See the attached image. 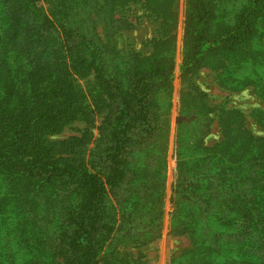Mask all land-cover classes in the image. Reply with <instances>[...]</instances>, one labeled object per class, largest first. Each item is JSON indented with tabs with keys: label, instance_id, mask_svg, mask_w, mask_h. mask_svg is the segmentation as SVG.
<instances>
[{
	"label": "trees",
	"instance_id": "1",
	"mask_svg": "<svg viewBox=\"0 0 264 264\" xmlns=\"http://www.w3.org/2000/svg\"><path fill=\"white\" fill-rule=\"evenodd\" d=\"M176 1L0 0V264H150L141 249L161 233ZM130 4L158 19L150 54L118 46L135 28L121 13ZM186 23L171 232L191 244L170 264H263L264 136L194 77L212 68L222 87L264 100V0H189ZM76 120L81 135L50 138ZM215 120L222 137L208 145Z\"/></svg>",
	"mask_w": 264,
	"mask_h": 264
},
{
	"label": "rangeland",
	"instance_id": "2",
	"mask_svg": "<svg viewBox=\"0 0 264 264\" xmlns=\"http://www.w3.org/2000/svg\"><path fill=\"white\" fill-rule=\"evenodd\" d=\"M170 1L171 0H168V2ZM188 2L189 0H177L176 10L174 12L175 28L173 31V79L170 89V131L167 148V177L163 200L161 233L160 237L152 244L141 249L142 252L146 254L148 263L150 264H170V258L176 252L190 247L191 244L186 236H175L171 232V195L172 184L176 176V161L174 155L175 130L180 105V93L184 89L180 74L185 33L186 28L188 27V24L186 23ZM41 4L48 12L47 4L44 1H41ZM130 7L129 10H122L121 13H124L125 16L128 17V20H131L134 23L135 28L132 30H123L122 34L118 33L116 36L118 46L124 51L132 47L137 51H140L142 54H150L152 52V47L148 43V40L156 35V30L159 27L158 19L153 15V17H148L147 9L141 6V4H130ZM99 31H101V29ZM262 40V44L264 45V36ZM255 45L259 47L260 50L262 49V46H260L259 43ZM262 64V67H264V62H262ZM77 78L78 82L84 89L86 88L85 90L87 91V79L80 77ZM194 79L195 82L207 92L209 102L212 105L217 106V108L222 110L240 109L244 114L248 128L251 129L254 134L264 136V128L258 123V116H256L257 113H260L259 110L264 111V100L252 87H248L241 92H234L222 87L218 82L217 72L208 67L202 68ZM87 93L89 92L87 91ZM101 121L102 115L99 114L96 120V128L93 129L94 140L98 138L97 127L101 124ZM85 125L86 124L82 120H76L65 126L60 133L51 135L50 138L53 140H60L68 138L71 135H81ZM221 137L220 127L217 120H215L212 125L211 133L207 138V144L212 145ZM92 147H94V142L89 144V148ZM132 251L137 255V248H133ZM262 262L264 264V257H262Z\"/></svg>",
	"mask_w": 264,
	"mask_h": 264
}]
</instances>
